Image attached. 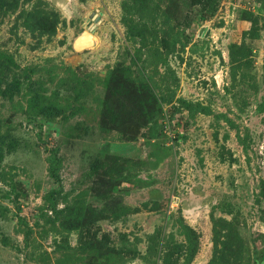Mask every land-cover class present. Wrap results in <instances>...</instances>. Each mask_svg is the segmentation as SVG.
Masks as SVG:
<instances>
[{"label": "rangeland", "instance_id": "374dc122", "mask_svg": "<svg viewBox=\"0 0 264 264\" xmlns=\"http://www.w3.org/2000/svg\"><path fill=\"white\" fill-rule=\"evenodd\" d=\"M147 263L264 264V0H0V264Z\"/></svg>", "mask_w": 264, "mask_h": 264}, {"label": "water", "instance_id": "95a60500", "mask_svg": "<svg viewBox=\"0 0 264 264\" xmlns=\"http://www.w3.org/2000/svg\"><path fill=\"white\" fill-rule=\"evenodd\" d=\"M93 36L87 29L82 30L72 41V48L75 50H81L84 47L92 45Z\"/></svg>", "mask_w": 264, "mask_h": 264}, {"label": "built area", "instance_id": "2783aa9c", "mask_svg": "<svg viewBox=\"0 0 264 264\" xmlns=\"http://www.w3.org/2000/svg\"><path fill=\"white\" fill-rule=\"evenodd\" d=\"M147 264H150V263H147Z\"/></svg>", "mask_w": 264, "mask_h": 264}]
</instances>
